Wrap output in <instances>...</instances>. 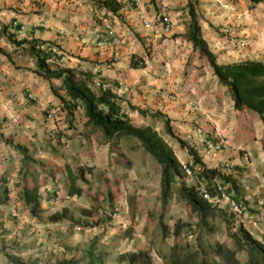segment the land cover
<instances>
[{
    "label": "crops",
    "instance_id": "obj_1",
    "mask_svg": "<svg viewBox=\"0 0 264 264\" xmlns=\"http://www.w3.org/2000/svg\"><path fill=\"white\" fill-rule=\"evenodd\" d=\"M139 1L138 8L121 1L122 8L114 15L94 10L88 0H0V49L5 52L0 53L1 217H9L4 214L5 205L12 210L22 208V186L38 187L43 197L50 191L54 177L65 178L67 187L61 192L71 200L74 196L67 195L66 167L73 173L79 168L91 173L92 167L96 172L110 166L108 161L116 153L110 152L111 141L84 125L82 109L73 119L61 109L53 92L65 99L60 80L39 77L33 72L35 63L30 56L13 53L12 45L1 33L7 24V33L17 39L58 45L63 56L56 60L57 66L74 68L93 75L92 81L109 83L133 126L151 127L162 134L163 120H168L173 135L193 148L208 168L218 164L226 167L245 200H264V121L255 113L234 109L228 90L219 85L206 60L183 38L189 20L188 0ZM197 13L201 38L217 64L264 63V0H198ZM164 16L170 21L168 31L161 23ZM14 23L20 29H15ZM100 41L103 44L99 46ZM27 91L35 100L27 98ZM130 106L147 113L141 115L130 110ZM154 113L159 116L149 115ZM217 136L223 137L228 147L213 154L203 141L205 137ZM122 139L118 142L120 157H115V166H122L123 175L130 182L141 184L136 188V210L142 213L147 203L140 199L139 191L140 187L148 188L145 174L149 166L157 173L153 199L160 206V166L147 157L144 163V151L138 141H132L134 147L126 151ZM165 141L179 163L192 162L186 149L172 139ZM17 144L26 148L35 163L24 161L23 155L13 148ZM116 193L119 203L126 202L127 192L120 196L112 192V196ZM45 204L41 203L42 209L47 208ZM65 204L61 209L67 207ZM250 216L257 217L259 225L252 227L246 222L244 229L264 243V206ZM136 237L139 245L131 243L124 252L148 250L151 257L152 249L142 241L144 235ZM3 262L0 254V264ZM244 263L246 260L241 261ZM152 264L161 261L155 262L152 257Z\"/></svg>",
    "mask_w": 264,
    "mask_h": 264
},
{
    "label": "trees",
    "instance_id": "obj_2",
    "mask_svg": "<svg viewBox=\"0 0 264 264\" xmlns=\"http://www.w3.org/2000/svg\"><path fill=\"white\" fill-rule=\"evenodd\" d=\"M94 10H104L114 15L122 8L120 0H88ZM252 3H260L263 0H251ZM198 0H188L187 12L189 20L183 38L192 44L194 50L198 52L200 58L205 59L211 68L213 75L217 78L220 86L226 88L234 102L236 111H248L257 114L264 121V63L256 61H244L225 65L217 64L215 57L207 48L201 38V31L198 18L195 14V6ZM162 20V19H161ZM10 25H3L1 33L5 36L8 43L13 47V53L26 57L30 56L35 63L33 72L45 80H60V89L65 93V99L60 97L55 91L54 94L59 98L62 109L66 115L73 119L75 109L78 107L84 111L86 119L84 125L98 130L107 140L111 141L110 152L118 151V142L123 137L135 138L140 147L151 155L160 166V184L158 201L160 212L158 215V225L161 229V238L166 239L169 234L167 225H163V213L170 207V202L175 196L179 201L185 203L189 211L196 217L194 225H187L178 221L171 231L173 238L184 237L181 243L170 245L168 252L161 256V264H241L238 255H246L245 264H264V243L256 240L244 226L235 224L232 215H228L221 209L203 200L197 193L194 184L186 185L182 179L181 163H179L173 149L153 128H138L131 124L121 108V101L111 90L100 91L93 89V75L79 71L74 68L59 67L54 61V57L45 48L41 47L47 43L37 39H17L13 33H7ZM20 29L19 25L13 26ZM53 44V43H52ZM56 46V45H55ZM56 47L59 48L57 45ZM0 53L5 52L0 49ZM56 65L57 67H53ZM102 82V81H101ZM67 98L70 101H67ZM130 110L137 111L139 114H146V111L130 106ZM156 118L157 113L149 114ZM168 120H163L165 133L174 139L180 148L186 149L192 159V166H198L200 172L196 176L207 182V189L214 196L211 182L219 181L227 188L228 192H233L235 196H240V186L232 175H227L217 168H208L197 155L196 151L175 137L171 132ZM13 148L23 155L24 161L35 163V160L27 155L25 147L14 145ZM116 149V150H115ZM188 163V162H187ZM85 170L79 168L73 173L66 167V175L69 182L68 196H80L82 190L76 185L77 180L86 183ZM182 179V180H181ZM4 202L7 200L6 193L3 194ZM20 199L23 206L32 217H39L44 210L41 207L42 201H51V196L42 197L38 192V187L28 188L22 186ZM109 195V201L111 200ZM243 198V196H242ZM54 200V199H53ZM243 200H245L243 198ZM247 203V201H246ZM113 208V200L109 202ZM93 206L91 209L84 210V216L91 218L90 222H83L74 219L69 208L51 212L47 216L50 223H58L63 220L74 222L81 227H97L103 225L108 219L100 216L92 219L93 212L100 207ZM94 210V211H93ZM218 219L227 227L228 238L232 245L225 243L212 244L204 240L205 234L214 231L213 222ZM185 229L183 236L182 230ZM192 235L193 243H190L188 236ZM93 242L86 251L85 260L87 264H103L100 257H93ZM8 264H30L19 257L4 255ZM118 264H152V258L148 250L129 251L119 254L116 257ZM46 263V262H45ZM53 264H81L74 258L58 260Z\"/></svg>",
    "mask_w": 264,
    "mask_h": 264
},
{
    "label": "rangeland",
    "instance_id": "obj_3",
    "mask_svg": "<svg viewBox=\"0 0 264 264\" xmlns=\"http://www.w3.org/2000/svg\"><path fill=\"white\" fill-rule=\"evenodd\" d=\"M196 15L198 17L200 13ZM75 113H78L77 109H75ZM58 133L60 134L61 132L58 131ZM159 135L167 141L172 139L165 133V130ZM122 140V146L126 151L134 147L132 141H137L133 137L126 136ZM172 140L178 145L174 139ZM45 151L48 152V150ZM114 152H116L115 155L108 161L110 166L102 167L101 170L96 172L93 171L94 168L92 167L91 173L85 172L86 183L80 179L76 181V185L81 188L82 193L80 196L72 197L71 200H67L65 193H62L65 186L67 187L65 178L61 180L60 177L58 179L54 177L49 186L50 191L46 193L54 200L52 199L48 204L42 202L47 208H43L44 212L39 217H32L23 206L13 210L10 209L9 205L3 206L5 211H7L4 214H9L6 219L0 216V254L3 257V264H8L4 255L19 257L30 264H53L58 260L69 258L79 260L81 264H87V260L84 257H86V251L92 242L94 258H102L103 264H117L116 257L118 252L126 251L131 243L135 246L139 245L136 235H144L143 240L140 239V241L142 240L145 246L152 249L151 258L154 257L155 262H157L158 259L161 261V256L168 252L171 244L184 241V237L181 236L178 239L173 238L171 231L178 221L187 223V225H194L197 222L196 217L189 211V208L175 196L172 198L170 207L167 211H164L161 222L163 225H167L169 234L166 239H162L161 229L158 225L160 206L153 199V193L158 183L155 169L149 166L148 173L145 174V180L148 179L145 184H147L148 188L140 187L139 192L142 196L139 195V197L148 203V205L145 203L144 213L142 212V214L136 210L135 205L136 202L138 203L136 188L141 184L130 182V178L123 175L122 166L119 164V167L115 166L117 165L115 157H120V154L118 151ZM146 157L158 165L155 159L144 151V163ZM139 159L141 160V158ZM216 168L227 175H231L224 165L218 164ZM229 170L232 171L231 169ZM121 181L122 183H120ZM183 181L186 185H191L189 180L184 179ZM8 191L6 193L10 192ZM112 192H118L119 196L121 192H127L124 197L126 202L119 203L116 199L117 193L113 197ZM46 195L43 197H46ZM109 195L112 196V206L118 208V217L112 221L107 220L103 225L81 227L68 220L58 223H50L47 220V216L51 212L61 210V206L66 203L65 206L69 208L74 219L90 222L91 218L84 216L82 211H89L93 206L98 205L97 207L100 208L98 211L93 212L92 219L99 218L102 210L111 207ZM236 197L243 200L242 194L241 198L240 196ZM257 200L264 202L262 198L249 202L246 200L248 215L257 212ZM213 223L214 231L211 234H205L203 236L204 240L212 244L225 243L231 246L232 241L226 233V225L218 219ZM259 228H263V226ZM185 229L182 230L183 236L186 232ZM14 230H16V233H14ZM190 243H193V241H190ZM238 258L240 262H243L246 260V255L240 253Z\"/></svg>",
    "mask_w": 264,
    "mask_h": 264
},
{
    "label": "built area",
    "instance_id": "obj_4",
    "mask_svg": "<svg viewBox=\"0 0 264 264\" xmlns=\"http://www.w3.org/2000/svg\"><path fill=\"white\" fill-rule=\"evenodd\" d=\"M126 3L133 5L134 7L140 6L139 0H120ZM163 24L164 31L169 30L170 21L167 16H164L161 20ZM17 25L14 23V26ZM108 28V27H107ZM22 29V28H21ZM103 41H100L98 45H102ZM45 48L49 53L52 54L54 57V61L63 56L61 50L53 44H46L41 47ZM94 90L106 91L110 90V85L107 82H101L98 80L93 81L92 83ZM27 98L31 101L35 100V96L30 92L27 91ZM67 101H70L67 98ZM79 109L78 107L76 108ZM204 145L208 151H211L213 154H218L224 149L228 147L227 141L223 137H211V138H204ZM191 162L181 163V170H182V179L189 180L191 184H194L196 187V193L206 202L209 204L223 210L228 215H232L233 219L235 220V224L241 223L243 226L246 222H249V225L252 227H257L258 225V218L248 215L247 212V203L246 200L238 199L233 192H228L227 188L224 187L222 183L217 180L211 182V187L214 191V196L210 194L207 189V182L198 178L196 176L197 173L200 172V168L198 166H192ZM264 206V202L261 200L256 201V210L259 211L260 208ZM101 216L108 219V220H115L118 217V208H105L101 211ZM188 240L192 241V235H189Z\"/></svg>",
    "mask_w": 264,
    "mask_h": 264
}]
</instances>
